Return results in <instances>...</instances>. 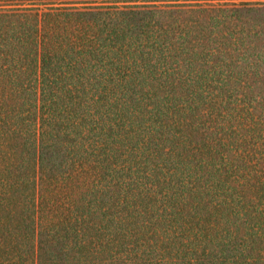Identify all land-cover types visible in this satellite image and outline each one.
Masks as SVG:
<instances>
[{"label": "trees", "instance_id": "1", "mask_svg": "<svg viewBox=\"0 0 264 264\" xmlns=\"http://www.w3.org/2000/svg\"><path fill=\"white\" fill-rule=\"evenodd\" d=\"M167 1L0 0V264H264V1Z\"/></svg>", "mask_w": 264, "mask_h": 264}, {"label": "rangeland", "instance_id": "2", "mask_svg": "<svg viewBox=\"0 0 264 264\" xmlns=\"http://www.w3.org/2000/svg\"><path fill=\"white\" fill-rule=\"evenodd\" d=\"M239 0H179V2H184V3H199L201 6H206V5H213V6H217L219 5L220 3H224V2H238ZM261 1H264V0H261ZM168 3H175V2H178L177 1H173V0H168L167 1ZM158 3V2H156ZM220 6V5H219ZM262 17H264V14H260ZM258 15V14H250L248 15V20L252 21V20H259L263 26H264V18L262 19V17ZM255 46L256 48L258 49H261V50H264V34H260V36L256 39L255 41ZM259 69L261 70V72H263V74L261 75V78L263 79L262 82H261V86L262 88L260 89L261 92L264 93V64H262ZM263 244V243H262ZM261 247L264 249V245H261Z\"/></svg>", "mask_w": 264, "mask_h": 264}]
</instances>
